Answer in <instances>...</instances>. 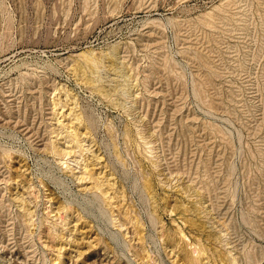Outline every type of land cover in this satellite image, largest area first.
<instances>
[{
  "label": "rangeland",
  "instance_id": "obj_1",
  "mask_svg": "<svg viewBox=\"0 0 264 264\" xmlns=\"http://www.w3.org/2000/svg\"><path fill=\"white\" fill-rule=\"evenodd\" d=\"M105 263L264 264V0H0V264Z\"/></svg>",
  "mask_w": 264,
  "mask_h": 264
},
{
  "label": "bare ground",
  "instance_id": "obj_2",
  "mask_svg": "<svg viewBox=\"0 0 264 264\" xmlns=\"http://www.w3.org/2000/svg\"><path fill=\"white\" fill-rule=\"evenodd\" d=\"M74 137V136H73ZM75 141V140H74ZM79 142V141H78ZM75 144H78V143H75ZM79 145V144H78ZM81 147V146H80ZM96 175V174H95ZM21 194V193H20ZM22 198V197H21ZM22 200V199H21ZM24 201V200H23ZM22 201V202H23ZM23 204V203H22ZM30 206V205H29ZM24 209V208H23ZM22 213V212H21ZM29 213V212H28ZM30 217V216H29ZM60 219V218H59ZM30 220V219H29ZM30 222V221H29ZM31 223V222H30ZM55 224V223H54ZM60 224V223H59ZM58 225V224H57ZM61 225V224H60ZM62 226V225H61ZM60 226V227H61ZM30 228V227H29ZM59 228V227H58ZM62 228H64V227H61V230L63 231V229ZM49 229V228H48ZM60 229V228H59ZM65 230V229H64ZM60 233H61V231H60ZM60 233H58V234H60ZM63 234V233H62ZM61 235V234H60ZM67 239V238H66ZM82 240H84V239H82ZM86 240V239H85ZM69 241V240H68ZM79 241V240H78ZM81 241V240H80ZM67 245V244H66ZM61 246V245H60ZM61 248V247H60ZM64 249V248H63ZM108 256V255H107ZM111 260V259H110ZM106 264V263H105Z\"/></svg>",
  "mask_w": 264,
  "mask_h": 264
}]
</instances>
